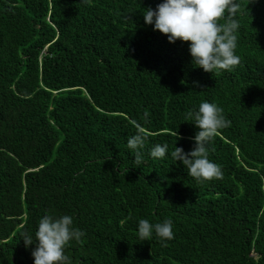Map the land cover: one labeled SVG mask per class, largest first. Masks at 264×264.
Listing matches in <instances>:
<instances>
[{
    "label": "trees",
    "instance_id": "trees-1",
    "mask_svg": "<svg viewBox=\"0 0 264 264\" xmlns=\"http://www.w3.org/2000/svg\"><path fill=\"white\" fill-rule=\"evenodd\" d=\"M161 2L0 0V264H33L22 237L45 214L85 233L72 264H264V0H237L240 62L213 73L144 22ZM204 100L231 121L208 146L211 180L170 155L194 148L185 117ZM142 218L174 237L139 240Z\"/></svg>",
    "mask_w": 264,
    "mask_h": 264
},
{
    "label": "clouds",
    "instance_id": "clouds-1",
    "mask_svg": "<svg viewBox=\"0 0 264 264\" xmlns=\"http://www.w3.org/2000/svg\"><path fill=\"white\" fill-rule=\"evenodd\" d=\"M237 0H162L155 9L144 8V22L152 25L154 30L167 35L169 42L178 39L190 42L188 45L192 62L206 72L228 70L240 62L236 55L238 21ZM228 13V22L219 23L220 18ZM147 115V114H145ZM185 121L194 122L199 131L193 137L195 146L190 152L175 146L170 155L177 162H182L187 174L197 180L221 178L222 170L218 164L209 159L208 146L218 130L230 125L223 110L213 102L201 101L198 110L189 111ZM137 132L127 138V147L135 153L134 162L142 163V152L147 136L139 124ZM169 153L167 143L155 144L149 155L163 158ZM155 235L162 242L174 237L173 221L151 223L140 219L137 225V237L141 241L151 240ZM85 235L82 229L74 225L70 215H43L37 224L35 238L31 234L23 235L27 246L35 244L32 249L33 264H72L65 248L72 240L82 242Z\"/></svg>",
    "mask_w": 264,
    "mask_h": 264
}]
</instances>
